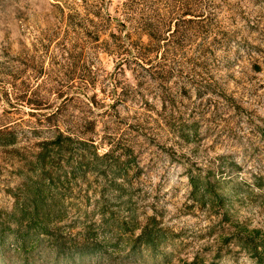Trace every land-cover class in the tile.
Wrapping results in <instances>:
<instances>
[{
  "label": "rangeland",
  "instance_id": "rangeland-1",
  "mask_svg": "<svg viewBox=\"0 0 264 264\" xmlns=\"http://www.w3.org/2000/svg\"><path fill=\"white\" fill-rule=\"evenodd\" d=\"M0 223V264H264V0H0Z\"/></svg>",
  "mask_w": 264,
  "mask_h": 264
},
{
  "label": "trees",
  "instance_id": "trees-1",
  "mask_svg": "<svg viewBox=\"0 0 264 264\" xmlns=\"http://www.w3.org/2000/svg\"><path fill=\"white\" fill-rule=\"evenodd\" d=\"M184 11H186L185 13H188V11H194V8H192V5H189L184 9ZM201 18H204V16H201ZM174 19H175V21H178L177 20L178 18H174ZM181 19L184 21H191L192 20V18H189V17L188 18L183 17ZM171 20H172V18H171ZM164 24L166 25V29H167L166 31H168L170 29V23L164 22ZM145 26L149 27L148 29H150V27L153 26L151 20H146ZM154 30H156V28H154ZM174 30L169 31L167 34H163V36H162V32H161V39L168 38L167 40H169L170 39L169 35L173 34ZM149 31H152V30H149ZM148 33H149L150 38H154V36H153V34H151V32H148ZM159 38L160 37H157L154 40L151 39V42L152 41L158 42ZM156 44H157V46H159L158 43H156ZM140 55L142 56V54H140ZM61 138H63L64 140H71L72 137L70 135L63 134L62 132H59L57 135L54 136V138L52 140H49V141L60 147V146H62V143H63L62 142L63 139L61 141ZM13 141H14V137H11L8 139L9 143H11ZM80 142L82 144H85V145L87 144L86 143L87 141L83 140V139H80ZM92 146H94V145L92 144ZM91 154H92L91 156L94 158V160H99V159H102L105 156H107L108 152H103V153L99 154L97 152V150L94 149L91 151ZM44 155L45 154L43 153V151H39L38 161H40L41 163L44 162ZM114 176L112 177L111 182L115 184L116 189H119L121 187V184H120V182H117L115 180ZM189 179L193 185V188L196 191L200 190L202 195H204L205 192L209 190V186L207 183H204V182L198 180L197 178L195 179L192 176H190ZM31 201H32V209L31 210H27L29 208H25L23 205L21 206V209H20L21 215L16 218L17 222H19L20 224L24 223V225L26 227H30L33 223H35L34 226H36V228H35L36 233L44 232V233L54 234V231L49 230L50 228H48L49 227L48 221L51 219V216H52L51 213L54 212L57 214V212H58L57 210H59V208L54 207L53 203H52V205H46L45 202L42 200V198H39V196H37L35 194L32 195ZM0 226H1V223H0ZM164 229L165 228H162V227L158 228V227L154 226L153 224L150 226H149V224H147V225L142 227L141 232L138 234L137 238L142 239L146 245H149V246L155 245L159 241V240H157L159 234L165 233L164 231L163 232L161 231L162 233H159L160 230H164ZM31 239H33V234H29L28 236L25 235L23 241L26 243L27 241H29ZM3 240H4V234L0 233V243H2Z\"/></svg>",
  "mask_w": 264,
  "mask_h": 264
}]
</instances>
